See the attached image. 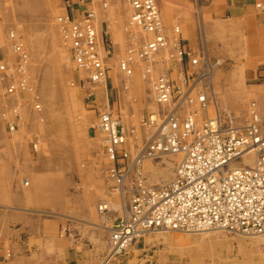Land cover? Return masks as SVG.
I'll list each match as a JSON object with an SVG mask.
<instances>
[{
  "label": "rangeland",
  "instance_id": "1",
  "mask_svg": "<svg viewBox=\"0 0 264 264\" xmlns=\"http://www.w3.org/2000/svg\"><path fill=\"white\" fill-rule=\"evenodd\" d=\"M37 1L42 9L49 11H32L27 0L23 8H20L19 0H1V11L5 12L0 14V19L4 20L6 16L9 21V42L2 46L0 65H7L10 71L16 70L19 58L13 49L11 32L21 37L30 59V65L27 63L23 73L12 71L7 77L19 82L23 75L27 80L26 90L10 96L6 94L5 83L0 82V186L5 187L2 191L9 197L16 192L25 198L34 197L39 209L69 218L72 225L83 223L76 219H84V214L88 217L97 213H107L111 217L117 213L124 215L120 196H109L107 172L111 162L105 154L104 136L93 126L100 111L110 107L135 130L134 148L142 147L149 135L141 127L140 119L161 109L154 102L150 85L144 80V66L135 65L131 77L119 66L131 46L130 6L121 0H109V9L105 11L95 4L101 50L109 70L106 81L97 88L94 102L92 97L89 98V89L80 82L87 75L79 73L67 58L68 43L58 23V19L67 13L75 19L80 18V11L67 12L66 3L70 0L65 3L63 0ZM158 1L171 34L175 28L182 34L185 32L183 21L198 16L196 0ZM197 28L200 37L204 38V35L207 40L193 52L208 57L215 66L209 79L212 102L208 115L214 117L220 113L231 125L241 126L246 124L253 102L264 114V103L259 100V97L264 98V81H245L241 63L216 52L218 48L230 51L232 45H216L214 33V36L206 34L198 23ZM132 30L141 40L140 30L134 26ZM219 37L218 40L223 41ZM169 65L170 62L163 63L156 76L163 74ZM100 101L105 103L104 107H99ZM36 103L41 105L40 111L35 108ZM205 115L201 112L200 117ZM8 120L17 121L16 134L9 133ZM33 137L40 140L37 151L33 148ZM178 160V156L170 155L147 162L149 181L157 184L171 180ZM2 191L0 189V195ZM99 195L101 202L96 199ZM77 197H81V201H77ZM108 202L113 205L111 203L106 211H100L99 207ZM144 236L148 238L152 252L179 253L184 256L183 264H255L256 248L264 254V235L244 236L212 230L197 234L154 231ZM107 247L109 254V239Z\"/></svg>",
  "mask_w": 264,
  "mask_h": 264
},
{
  "label": "built area",
  "instance_id": "2",
  "mask_svg": "<svg viewBox=\"0 0 264 264\" xmlns=\"http://www.w3.org/2000/svg\"><path fill=\"white\" fill-rule=\"evenodd\" d=\"M77 1L83 6L81 17L75 19L67 13L58 23L68 43L67 58L79 73L87 75L80 82L96 102L97 88L106 81L109 69L101 50L95 4L107 11L109 0ZM121 1L130 6L132 34L120 69L131 77L135 65L144 66V80L161 109L140 119L149 135L142 147L134 148L135 130L110 107L100 111L93 126L103 134L105 154L111 162L109 196H120L125 206V214L111 229L107 260L126 253L154 231L197 234L218 230L263 236L264 114L259 105H250L249 117L241 126L231 125L220 113L210 117L213 62L186 51L179 28L169 32L158 0ZM75 7L73 0L66 3L67 12ZM132 26L140 30L141 40ZM10 38L19 61L16 70L0 65V82L5 83L6 94L13 96L28 85L23 75L19 82L8 80L9 72L23 73L30 59L21 37L11 32ZM169 62L166 71L156 76L159 67ZM35 108L40 111L41 105L36 103ZM201 112L206 114L203 118ZM7 127L11 135L18 132L16 120H8ZM32 144L37 151L40 140L33 137ZM170 155L179 157L172 179L151 183L146 163ZM110 204L101 205L100 211H106Z\"/></svg>",
  "mask_w": 264,
  "mask_h": 264
},
{
  "label": "crops",
  "instance_id": "3",
  "mask_svg": "<svg viewBox=\"0 0 264 264\" xmlns=\"http://www.w3.org/2000/svg\"><path fill=\"white\" fill-rule=\"evenodd\" d=\"M196 1L197 18L183 21L182 38L186 51H194L207 40L204 35V38L200 37L198 23L206 34H215L216 45H232L230 51L218 48L216 52L226 59L239 61L245 81H264V0ZM73 2L75 12H79L83 6L77 0ZM23 3L30 5L32 11H49L42 9L37 0H27L26 4L25 0H19L20 8L24 7ZM1 5L0 0V14L5 12L1 11ZM8 22L6 16L4 20L0 19V54H3L2 46L9 42ZM218 37L223 41L220 42ZM259 100L264 103V98L259 97ZM98 105L104 107L105 103L100 101ZM0 189L5 187L0 186ZM5 194L3 190L0 195V264H183L184 256L179 253L152 252L146 236L126 253L106 262L111 229L123 215L117 213L111 217L97 213L88 217L84 214V219H76L83 223L72 225L69 218L39 209L34 197L25 198L18 192L10 197ZM101 197L96 199L101 202ZM76 200L81 201V197ZM257 249L255 264H264V254Z\"/></svg>",
  "mask_w": 264,
  "mask_h": 264
},
{
  "label": "bare ground",
  "instance_id": "4",
  "mask_svg": "<svg viewBox=\"0 0 264 264\" xmlns=\"http://www.w3.org/2000/svg\"><path fill=\"white\" fill-rule=\"evenodd\" d=\"M27 39H28V38H27ZM29 65H30V64H29ZM210 90H211V87H210ZM211 91H212V90H211ZM57 114H58V113H57ZM247 161H248V164L251 165V164L253 163V158H250V159H248ZM111 203H112V205H113V202H111ZM108 206H110V205H108ZM122 208L125 209L124 206H123ZM124 213H125V211H124ZM106 214H107V213H106ZM206 234H207V233H206ZM202 236H203V235H202ZM168 238H169V237H168ZM201 258H202V257H201ZM107 261H108V260L106 259V262H107ZM106 262H105V263H106ZM185 262H186V261H185Z\"/></svg>",
  "mask_w": 264,
  "mask_h": 264
}]
</instances>
